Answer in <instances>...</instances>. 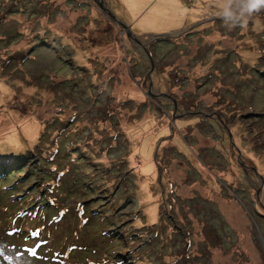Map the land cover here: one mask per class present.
<instances>
[{
    "label": "rangeland",
    "instance_id": "obj_1",
    "mask_svg": "<svg viewBox=\"0 0 264 264\" xmlns=\"http://www.w3.org/2000/svg\"><path fill=\"white\" fill-rule=\"evenodd\" d=\"M218 12L0 0V264H264V10Z\"/></svg>",
    "mask_w": 264,
    "mask_h": 264
},
{
    "label": "trees",
    "instance_id": "obj_2",
    "mask_svg": "<svg viewBox=\"0 0 264 264\" xmlns=\"http://www.w3.org/2000/svg\"><path fill=\"white\" fill-rule=\"evenodd\" d=\"M174 81H175V79H174ZM70 121H71V119L62 120L61 116L58 114V111H57L51 117L50 120H47L46 123H43L42 127L38 131L33 133V137L31 139L32 141L31 142L28 141L29 144L33 147V148L30 147V149H29L30 152L35 150L34 152L37 153L36 150H38V154L40 155V160H47L48 159L47 156L51 157L53 155L52 152L55 150H51L49 148H51L53 146L52 141L56 139L55 136L57 134H55V133L57 132L58 129H52V131L50 132L49 127L53 126L54 124H57V123L62 124V126L63 125L65 126ZM56 127H58V126H56ZM58 128H60V127H58ZM0 132H2V131H0ZM2 134L0 133V142L5 143V146L7 144L6 147H8L9 145L12 146V149H9L10 155H9L8 160H10V161L7 163H4V164L0 163V177H2L3 174L8 173V172L13 173V171L15 169L22 167L21 166L22 155H23V157H25L27 155V153L22 152L23 150H26L22 141H17L16 138L9 137V135L7 133H5L3 135ZM18 142H20V144ZM1 147L2 146L0 145V148ZM26 151H28V150H26ZM18 152H19V154L17 156ZM19 157H21V159ZM24 161L25 160L23 159V162ZM50 167H53V166H50ZM46 178H47V182L45 183V185L50 183L49 180L51 177L48 174L46 176ZM87 189L90 190L92 188L88 187ZM110 214H112V213H110Z\"/></svg>",
    "mask_w": 264,
    "mask_h": 264
},
{
    "label": "clouds",
    "instance_id": "obj_3",
    "mask_svg": "<svg viewBox=\"0 0 264 264\" xmlns=\"http://www.w3.org/2000/svg\"><path fill=\"white\" fill-rule=\"evenodd\" d=\"M224 25L229 30L247 26L249 18L264 10V0H217Z\"/></svg>",
    "mask_w": 264,
    "mask_h": 264
},
{
    "label": "water",
    "instance_id": "obj_4",
    "mask_svg": "<svg viewBox=\"0 0 264 264\" xmlns=\"http://www.w3.org/2000/svg\"><path fill=\"white\" fill-rule=\"evenodd\" d=\"M99 4V7L100 8H102L104 11H106L107 12V14L109 15V16H111V14H110V12L108 11V9L104 6V4L102 3V2H99L98 3ZM181 33V32H180ZM179 33V34H180ZM168 35H170V34H168ZM155 39H157V38H169L167 35H158V36H153Z\"/></svg>",
    "mask_w": 264,
    "mask_h": 264
}]
</instances>
